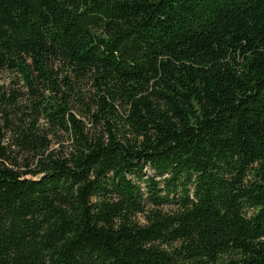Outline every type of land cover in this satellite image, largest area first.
Here are the masks:
<instances>
[{
	"label": "trees",
	"instance_id": "1",
	"mask_svg": "<svg viewBox=\"0 0 264 264\" xmlns=\"http://www.w3.org/2000/svg\"><path fill=\"white\" fill-rule=\"evenodd\" d=\"M4 70L0 264H264V0H0Z\"/></svg>",
	"mask_w": 264,
	"mask_h": 264
},
{
	"label": "rangeland",
	"instance_id": "2",
	"mask_svg": "<svg viewBox=\"0 0 264 264\" xmlns=\"http://www.w3.org/2000/svg\"><path fill=\"white\" fill-rule=\"evenodd\" d=\"M14 75L8 71H2L0 72V92H10V88L13 85V78ZM21 101V100H20ZM1 106V105H0ZM3 106V104H2ZM0 137H1V145H3L6 151V158L5 162L7 164H12L15 163V167L17 169H23L24 167L22 166L23 163V155L20 150L14 148L13 146L9 147V134L6 132V130L3 128V119L2 115L0 112ZM66 141V140H65ZM67 143V142H65ZM29 177V176H27Z\"/></svg>",
	"mask_w": 264,
	"mask_h": 264
}]
</instances>
